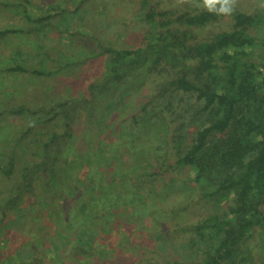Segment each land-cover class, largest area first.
<instances>
[{"label": "trees", "instance_id": "1", "mask_svg": "<svg viewBox=\"0 0 264 264\" xmlns=\"http://www.w3.org/2000/svg\"><path fill=\"white\" fill-rule=\"evenodd\" d=\"M148 1L143 0L142 4H148ZM6 4L22 12L24 19L42 22V19H33L31 0H14ZM171 15L170 12L148 13L147 21L152 29L138 47L103 45L95 40V35L83 32L87 29H81L79 37L68 33V39L78 40L77 45L64 41L63 46L73 49L79 57L69 55L70 51H67L64 54L66 63L58 64L57 69L30 67L27 62L29 50L14 47L10 51L12 61L18 62L21 58L26 63L6 65L0 69V74L31 73V80L33 77L39 79L38 90L42 96H32L33 103L20 105L15 102L7 106L3 104L5 94L0 93V120H8V125L5 126L4 121L3 126L0 124V264H68L69 258L76 259L74 250L72 256L66 258L60 248L74 234L75 228L70 226L72 220L78 227L83 218L86 235L93 233L95 237L78 234L81 243L92 240L94 244L98 239L96 229L102 228V219H106L104 223L110 222L109 231H114L116 221L110 208L114 209L115 205L110 201L117 197L112 187L121 177L115 157L122 154L123 149L116 150L113 145L108 151L111 155L106 159V166L84 176L82 187L74 190L79 195L82 189L90 204L87 206L77 199L76 207L70 206L78 219H71V209L70 221H65L59 214L53 218L57 222L55 229L43 237L30 238L32 243L27 241L22 246L26 248L24 253L12 244L16 237L7 230L13 223L16 227L13 229L18 228L19 232L16 236L24 238L31 234L35 223L52 219L55 212H66L64 205L61 207V202L54 201L53 196L61 188H74L69 185V174L60 170L58 164L66 163L68 155L80 157L76 155L78 139L71 140L77 136V122L85 112L93 114L113 86L119 88L127 81L129 72L151 60L150 74L155 75L149 78L150 91L142 109L158 110L160 118L170 126L171 137L160 144L162 158L157 171L142 177L138 172L132 173L136 178L135 186L137 182L145 181L143 178L153 182L159 176L180 170L187 180L185 187L197 198L196 204L210 211L198 224L182 229L194 234L191 243L200 256L188 264H229L242 250L248 252L242 257L253 264L250 254L254 244L250 241L256 235L255 228L264 226V58H256L255 51L262 44L251 30L264 23V19L235 12L231 15L233 30L205 36L200 31L224 15L218 11H202L194 16L184 14L172 19ZM46 27L48 31L53 30ZM41 30L44 28L35 26L29 32L40 33ZM67 30L68 27H59V32ZM24 35L30 36L22 28L0 29V37L18 36L24 41ZM45 52L41 63L55 61L50 50ZM61 70L73 75L72 78L60 87L55 84L52 87V79ZM129 79V87L133 89V80ZM21 118H24V124L27 121L24 129L21 122L14 125ZM100 132L91 130V139L97 135L104 145L107 135ZM100 148L92 145L83 156L103 162L104 154ZM97 150L101 156H95ZM26 152L31 155L26 157ZM97 165L94 163L93 166ZM103 172L109 175L100 183L97 179ZM80 182L77 178L76 183ZM102 190L105 196L98 193ZM92 191L95 195L90 197ZM119 195L121 198L122 193ZM262 237L259 234L255 242ZM167 264L182 262L177 260Z\"/></svg>", "mask_w": 264, "mask_h": 264}, {"label": "rangeland", "instance_id": "2", "mask_svg": "<svg viewBox=\"0 0 264 264\" xmlns=\"http://www.w3.org/2000/svg\"><path fill=\"white\" fill-rule=\"evenodd\" d=\"M12 1L14 0H0V29L22 28L30 36L24 35V41L18 36L0 37V69L6 65L14 66L24 62L21 58L18 59V62L10 59L9 54L14 47L31 52L27 59L30 67L44 70L57 69L58 64L66 63L64 54H67V51H70L69 55L72 53L79 57V54L73 49L63 46V43L64 41L65 43L71 42L76 46L75 43L78 40L76 38H69V40L68 33L78 35L82 33L79 32L81 29H87L83 32L95 35L98 38L95 37V40L101 41L103 45L112 43L116 47H118L117 45L138 47L144 42V38L148 37V32L152 29L147 21V14L150 12L157 14L170 12L172 13L171 19L184 14L194 16L202 11H218L224 15L219 16V20L209 25L207 29L200 31L205 36L233 30L234 21L231 15L235 12L242 11L264 19V0H149L148 4H142L143 0H31L33 3V6L30 7L31 15L33 19H42L40 23L24 19L22 12L19 13L6 4ZM46 25L53 30L48 31ZM35 26H40L44 30H41L40 33L35 31L30 34L29 30ZM59 27H68V30L59 32ZM78 27H80L79 30ZM251 33L262 44L255 54L257 59L262 58L263 60L264 23L253 28ZM45 50H50L55 61L45 60L41 63L45 58ZM9 59L10 62L7 63ZM151 64L152 60L147 65L129 72L127 81H124L119 88L113 86L105 101L93 110V114L88 115L85 112L82 119L77 122L78 128L75 127L77 136L71 140L78 139L76 141L78 154L76 153V155L80 157L68 155L66 163L58 164L60 170L69 174V185L74 188H61L59 193H54L53 196L54 201L61 202V207L64 205L66 212L59 211L54 214L50 212V215L53 214L52 219L35 223L29 232L33 235L29 234L24 238L16 236L19 233L18 228L13 229L16 228L15 225L10 224L7 231L12 237H16L12 244L18 249L21 248L23 253L26 248H22V246L30 241V238L34 240L35 236L43 237L44 234L55 229L54 223L57 222L53 218L59 214L67 221L71 218L69 212L71 209V219H78L72 209L76 207L77 199L90 206L89 197L83 196L85 192L81 189V193L78 195L74 190L82 187L86 179L84 176L88 174L90 176L97 168L106 166L105 163L108 161L106 159L111 155L108 154V151L113 145L116 150L123 149L122 154L115 157L116 164L120 166L118 168H120L121 177L120 181L112 187V192H116L117 197L110 201L115 205L114 209L110 208L114 211L113 220L116 221V225L113 227L114 231L111 233L108 226L110 222L104 223L106 219H102L100 221L102 228L96 229L98 239L94 244L91 243L92 240H84L81 243L78 242V234L89 238L93 233L86 235L87 226L83 218H81L82 221L78 227L74 220L70 221V219V226L74 227L75 231L72 238L66 240L62 245L60 251L63 257L68 258L72 256L74 250L76 259L69 258L67 263L82 264V260L85 259L83 264H167L177 260L182 264H188L200 257L191 243L194 234L182 229H189V227L198 224L210 214V211L196 204L197 198L196 196L192 197L193 192L185 187L187 180L184 175L180 174V170L168 172L166 176H159L153 182H150L152 180L150 178H147V181L146 178H143L145 181L137 182L136 186L134 183L136 178L132 175L133 172H138L142 177L149 176L151 172L158 170L157 165L159 159L162 158L160 144L168 142L171 137L170 126L160 118L158 110L155 111L152 107L147 111L142 109L150 91L148 89L149 78H153L155 75L150 74ZM4 73L0 74V93L5 94L4 97H6L3 99V104L9 106L15 102L20 105L25 102L33 103L35 99L32 96L35 95L38 98L42 96V92L38 90L40 88L39 79L33 77L31 80V73L22 75ZM72 76L61 70V73L52 79V87L54 84L60 87ZM59 78L62 80H57ZM129 78L133 80V89L129 87ZM36 88L37 90H33ZM23 93H27L31 97ZM17 94H21V96H17ZM0 107H2L1 104ZM3 121L5 126L8 125L7 119ZM3 121L0 120L1 126H3ZM18 122H21V128L24 129L27 121L24 124V118L17 119L14 125ZM15 129L18 128L15 127ZM91 130L98 134H101L100 130H102V134L107 135L105 141L107 143L102 145V138L99 140L97 135L91 139L93 137L90 133ZM88 138L91 140L89 141ZM84 139L87 140L83 141ZM92 145L102 147L100 149L104 154L103 162L101 159L93 161L94 157L83 156L84 151ZM94 154L96 157L101 156L98 150ZM30 155L31 152H26L25 156ZM23 158L24 156L21 157V159ZM77 160L79 163L75 164L74 161ZM94 163L98 165L94 167ZM108 175L107 172H103L97 180H100L101 183ZM77 178L81 179V184L76 183ZM109 183L112 184V181ZM102 188L111 189L110 186ZM98 193L105 196L103 190ZM120 193H122L121 198ZM157 193L159 194L157 195ZM94 195L92 191L90 197ZM71 205H73L72 208H70ZM255 231L256 235L250 241L254 244V251L252 250L250 255H253V264H263L264 226L255 228ZM259 234L263 237L255 242ZM92 238L95 237L92 236ZM31 243L32 241H30ZM246 252L242 250L239 255L230 260L229 264H239L240 261V264H249L245 260L246 258L242 257ZM47 257L51 258V255H47ZM56 257L61 258L59 255ZM82 257L84 259H81ZM47 264H51V262Z\"/></svg>", "mask_w": 264, "mask_h": 264}]
</instances>
